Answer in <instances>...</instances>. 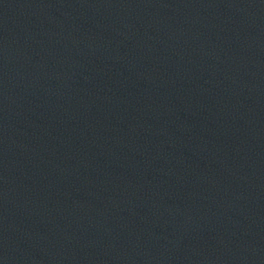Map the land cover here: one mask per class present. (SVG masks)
<instances>
[{
	"label": "water",
	"instance_id": "95a60500",
	"mask_svg": "<svg viewBox=\"0 0 264 264\" xmlns=\"http://www.w3.org/2000/svg\"><path fill=\"white\" fill-rule=\"evenodd\" d=\"M0 264H264V0H0Z\"/></svg>",
	"mask_w": 264,
	"mask_h": 264
}]
</instances>
